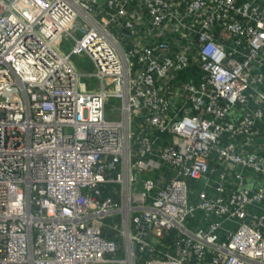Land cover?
<instances>
[{
  "label": "built area",
  "instance_id": "2783aa9c",
  "mask_svg": "<svg viewBox=\"0 0 264 264\" xmlns=\"http://www.w3.org/2000/svg\"><path fill=\"white\" fill-rule=\"evenodd\" d=\"M263 123L264 0H0V264H264Z\"/></svg>",
  "mask_w": 264,
  "mask_h": 264
},
{
  "label": "crops",
  "instance_id": "0c3cea01",
  "mask_svg": "<svg viewBox=\"0 0 264 264\" xmlns=\"http://www.w3.org/2000/svg\"><path fill=\"white\" fill-rule=\"evenodd\" d=\"M238 1L239 2H243V1L253 2L254 0H238ZM181 80L183 79H177V81H175L174 83H176L177 85L178 84L177 82H181ZM174 101H182V99L177 97V98H174ZM135 132H140V131L135 130ZM154 134L157 135L158 133L154 132ZM161 136H163L162 138H165L164 135H161ZM163 140L166 141L167 139L165 138ZM236 145H237L236 148L238 151L243 150L244 152L260 151L261 148H264V123L260 125V130L256 136L251 137L247 140L237 137ZM217 170L220 171L221 167H218ZM166 175L167 174L164 171V168H162V169L142 171V173L139 175L138 178L139 179L152 178L153 180H155L157 185H162V182L165 181ZM218 178H219V174L217 172V173L210 175V179L209 178L201 179L197 181L195 184H192L191 187H193V189L195 190L194 194L197 193L196 192L197 190L205 189L210 195H215L213 187ZM225 182L227 184L233 185L234 181L232 177V171H227ZM244 183L246 187H248L251 191H255L257 188H264V178H259V176H257L253 171H245ZM135 187L137 190L142 189L140 180H137V182L135 183ZM248 210L253 220L258 219L260 215H264V199L258 203H252L251 205H249ZM212 218L217 219V220L219 219L218 217H212Z\"/></svg>",
  "mask_w": 264,
  "mask_h": 264
},
{
  "label": "rangeland",
  "instance_id": "374dc122",
  "mask_svg": "<svg viewBox=\"0 0 264 264\" xmlns=\"http://www.w3.org/2000/svg\"><path fill=\"white\" fill-rule=\"evenodd\" d=\"M77 37L80 35V32H77ZM73 42L71 40H63L60 43V47L68 52L71 49ZM71 60L77 67L78 71H80L83 76H81V82L85 83L87 87L95 86L97 80L94 77H88L87 74L93 73V64L86 56L72 55ZM85 74V75H84ZM105 117L107 119H118L120 117L119 112V103L114 101H109V104L106 106Z\"/></svg>",
  "mask_w": 264,
  "mask_h": 264
},
{
  "label": "trees",
  "instance_id": "16d2710c",
  "mask_svg": "<svg viewBox=\"0 0 264 264\" xmlns=\"http://www.w3.org/2000/svg\"><path fill=\"white\" fill-rule=\"evenodd\" d=\"M198 72H199V69L197 67H190L188 68L187 70L183 71L180 75H179V79H185L186 77H188L189 75H191V77L193 78L194 82H196L198 80ZM115 187L116 185L115 184H108L104 190H103V194H109L111 192V189L112 187ZM108 220L106 221H110L111 218H107ZM105 233L108 235V236H111L112 234L110 233V231H105ZM175 235V232L172 231L170 233V236L166 239V242L167 243H171V241L173 240V237ZM160 247H162V245H159Z\"/></svg>",
  "mask_w": 264,
  "mask_h": 264
}]
</instances>
